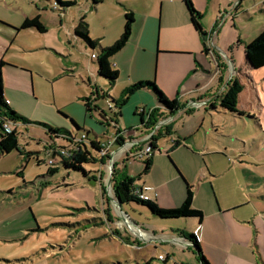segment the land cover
Instances as JSON below:
<instances>
[{
	"label": "rangeland",
	"instance_id": "rangeland-1",
	"mask_svg": "<svg viewBox=\"0 0 264 264\" xmlns=\"http://www.w3.org/2000/svg\"><path fill=\"white\" fill-rule=\"evenodd\" d=\"M164 1L151 0L154 18L158 16L159 21ZM70 2L75 5L56 10L53 0H0V61L18 69H1L2 97L9 100L7 104L16 114L29 121L28 124L16 125L19 144L29 155L17 152L0 155V264H144L149 260L152 264H164L158 259L159 255L164 259L168 256L165 264H198L195 249H180L169 244H154V249L150 244L146 245L140 240L144 233L131 221L142 228L144 226V229H150V226L158 229L161 219L150 216L135 204L120 207L116 198V184L111 181L114 169V181L123 177L132 178L133 186L137 187L178 178L164 158H157L158 154L155 166L153 163L146 176L143 174L145 158L128 164L125 160L122 162L124 153L128 152L118 151V147L113 145L109 147V156L104 159L103 165L84 166L91 172L88 177L65 169L57 161L53 166L36 164L35 156L43 162L52 159L43 153L44 147L52 145L53 141L42 125L65 128L77 135L84 133L76 132L70 120L65 118L71 114L80 120V98L88 96L94 88L96 66L91 64L95 61L91 59L92 51L73 37V26L84 17L89 26V38L99 41L100 46L106 48L116 40L114 30L121 22L122 4H128L134 10L139 22L145 15L142 0H101L95 5L96 10H91V0L89 3L86 0ZM192 2L195 10L203 14L202 27L207 32L217 21L223 25L221 41L214 43L220 52L211 47L206 56L197 55L196 65L210 75L197 72L192 80L199 81L204 87L216 78L217 66L224 64L229 68L228 60L231 58L234 59L235 69L241 67L245 44L259 36L264 25V16H256L257 9L248 11L247 8L256 4L264 10V0ZM24 16H29V19L39 17L46 33L39 34L33 29L21 31ZM158 26V40L161 35L169 43L195 42L201 47L199 37L190 32V35H185L184 27L177 19L170 18L162 26L159 22ZM230 48L234 50L232 54L229 53ZM65 74L69 77H61ZM124 79L121 75L117 81L120 83ZM145 82H156L169 95L160 78L156 81L151 76V80ZM216 82L212 83L213 87ZM257 88L263 113H258L256 104L251 102V90H247V103L253 107L252 111H247V117L255 114L262 126L260 130L255 121H248L247 117L235 123L232 119L214 114L211 119L207 117L205 120L210 136L203 134L202 138L221 151H231L227 157L230 164L223 157L205 159L212 172L210 175H220V180L212 184L215 189L223 187L229 190L231 184L237 182L233 188L241 194L245 205L238 212V218L250 223L264 258V75L257 81ZM119 92L120 87L109 96L117 97ZM102 93H107L106 88L99 91L100 99L94 103L99 111H92L93 121L99 120L102 111L111 115ZM246 97L243 96L242 100L246 101ZM61 108L59 114L58 109ZM186 120H176L174 126L180 131ZM93 124L92 132L102 144L110 143L116 136L113 128L102 135L100 127ZM212 125L216 126L215 130ZM84 128L89 131L91 126ZM92 132L88 139H94ZM161 143L167 142L162 140ZM56 144L62 146L63 142L56 141ZM167 153H170V147L165 146L161 154L165 156ZM169 157L181 174H187L192 169L188 162L191 158L185 152L178 150L170 153ZM210 159L218 162L212 165ZM53 167L58 171L49 175L48 170ZM256 217L259 220L256 221ZM130 230L139 238L136 241L138 248H132V243L127 244ZM224 258L227 264H260L257 260L231 254Z\"/></svg>",
	"mask_w": 264,
	"mask_h": 264
},
{
	"label": "crops",
	"instance_id": "crops-1",
	"mask_svg": "<svg viewBox=\"0 0 264 264\" xmlns=\"http://www.w3.org/2000/svg\"><path fill=\"white\" fill-rule=\"evenodd\" d=\"M89 1L90 0H86L87 3H89ZM96 1H98V3L101 2V0ZM190 1L193 5L192 0ZM141 6L144 9L145 15L143 20L139 22L136 19L134 10L128 4H122V13L119 15L121 22L114 30V37L117 39L123 28L122 16L124 10H131L134 13V24L132 26L129 41L123 50L111 59L113 67L118 71L117 80L121 75H123L125 79L120 83L116 80L112 87H106L104 83L99 82L96 71H94L95 86L91 89L90 94L94 91L93 89L99 88L103 90V88H106V94L109 95V93H114L120 87L118 96L113 97V99H118L120 93L131 85L149 81L151 80V76H153L156 81L158 78L161 79L162 85L172 98L171 101H176L177 107L172 114H169L168 109L158 103L152 91L141 89L131 94L122 104L119 110L120 114L114 119L111 128L115 130L116 135L120 134L122 136L121 139L123 140V143L137 141L140 144L138 148H134L130 151L128 150L129 152L126 150L128 153H124L123 162L127 156L132 158V154L145 144L143 140L148 129H150L147 122L150 120V116L154 114V111H156L154 118H156L157 122L169 118L170 122L163 126L153 139L155 149L149 158L152 165L149 172L144 176L150 173L153 168V163L155 166V157L158 154L157 158H160V160L164 158L178 178L176 179L174 177L166 182L156 181L155 183L153 182V184L150 182L148 185L143 184L142 187L133 186V188L135 190L143 189V191L149 193L152 201H154L160 208L173 210L179 208L184 202L186 186L188 185L191 187L193 193L192 206L195 210L202 213L203 218L201 223H199L197 219L192 218L164 219L158 221V229H154L153 226H150V229H144V226L142 228L139 225L134 224L132 221L131 223L135 228L140 230L141 233H144L140 240L146 245L150 244L154 249L156 248V245L154 244H169L173 247H179L180 249H192V246L184 247V243L188 242L184 238L183 234L185 233L196 237L202 255L209 264H227L224 257L228 256V254L242 256L251 261L257 260L258 263L264 264V258L259 251L260 246L258 245V237L253 234L251 225L248 221L238 218V212H240L245 205H243L242 198L240 197L241 194L238 193V195L237 190H234L233 188L237 182L231 184L230 188L228 187L229 190H226V188L223 187L215 189L212 184L213 181L220 180V175H210L212 172L205 159L207 157H223L227 161L228 153L231 151L227 149L221 151L214 145L209 144V142L205 143L202 138L203 134L207 137L210 136V132H208L205 127V120L207 117L211 119L214 114H217L232 119L234 122L238 120L243 121L244 117H247V111L253 108L247 103V90H251V102L256 104L258 113H263V110H261L262 102L259 99L260 94L259 89L257 88V81L264 75V69L257 71L251 70L244 60L243 50V60H241L242 62L240 64L241 67L235 69V63L232 61L233 58H231L228 60L229 68L224 64L217 66L218 71L214 81L209 82L208 86H200L199 81L192 80V76L197 72H202L203 75H210V73L204 71L198 64L196 65L197 55L206 56L210 51L211 47H209L207 43L208 38L213 39V46L214 48H217L214 43L215 41H221L220 38L223 32V25H220L221 22H215L209 32L204 28L207 33L206 45L208 51L207 53H203L201 37L192 28L188 12L181 0H165L162 2L159 15L160 21L158 16L154 18L151 9V0H142ZM239 6H241V2L239 3ZM90 8L91 10H96L95 8H92V6ZM253 8L257 9L254 15L264 16V10L259 9L256 4L248 7L247 10L249 11V9ZM245 13L248 14L247 12ZM170 18L180 21L184 27L185 35H190L191 33L193 36L199 37L201 47H198L195 42L169 43L166 39L161 38V35H159L158 40V23L160 22V26H162L163 23ZM25 19H29V16H24L23 20ZM77 23L73 26V30ZM261 31H264V25L261 28ZM98 50L97 47L92 51L91 59H96ZM217 51L220 52L218 48ZM233 51L234 50L232 49L229 53L232 54ZM123 53L125 55L120 57ZM91 64H95V61H92ZM4 67H8L12 71H18L16 67H10L7 65ZM213 70L215 71L214 67ZM61 77L69 76L65 74ZM215 80H217V82L215 87H213L212 83L215 82ZM234 81L242 86L241 92L237 95L236 100V109L243 113L242 116L228 112L220 107L221 98L228 92L229 87ZM184 82L187 83L184 84ZM153 84L161 90L164 96L169 100V95L160 89L158 85H156V82H153ZM194 85L197 86L194 87ZM23 94L27 96L26 93L23 92ZM243 96H247L246 101L242 100ZM5 101L8 103L9 100ZM80 104V120H77L71 114H69L71 118L68 117L65 118V120H70V123L73 121L75 125L81 128L88 125L94 129L92 123H89L88 121L81 100ZM199 106L202 107V109ZM141 110H143L144 114L141 113ZM60 111H62V108L58 109V112ZM195 114H197L196 118ZM255 116L256 115L254 114L253 117H247V119L248 121H255L254 123L256 124V127L260 130L262 126ZM72 118L76 122L72 120ZM183 118L188 120L184 121L179 131V128L174 126V123L176 120ZM211 128H214L215 130L216 126L212 125ZM162 140H165L167 143H161ZM175 142L179 143V146L173 148ZM164 145L168 148L170 147V153L179 150L185 152V154L191 158L188 159V162L190 163V166H192V169L188 171L187 174L182 171V174L179 172L169 157L170 153H167L165 156L161 154V149L165 148ZM113 146L116 145L114 144ZM38 159H40V157H38ZM134 160L136 159H131L129 162ZM129 162H127V164ZM210 162L212 165H215L218 160L214 161L213 159H210ZM228 164H230V162ZM139 181L140 180L138 179L137 182ZM256 218V221L259 220V217ZM127 234V244L132 243V248H138L139 245L136 241L139 238H136L135 233L131 230ZM180 239H183V241L181 242ZM168 259V256H166L163 263L165 264ZM146 262L147 261H145L144 264ZM182 264L187 263L183 262Z\"/></svg>",
	"mask_w": 264,
	"mask_h": 264
},
{
	"label": "trees",
	"instance_id": "trees-1",
	"mask_svg": "<svg viewBox=\"0 0 264 264\" xmlns=\"http://www.w3.org/2000/svg\"><path fill=\"white\" fill-rule=\"evenodd\" d=\"M92 1V8L98 3L96 0ZM186 11L189 15V20L192 28L197 32L202 41V51L207 53L206 37L207 33L202 27L203 14L195 10L190 0H181ZM56 10L68 9L75 5V3L70 2V0L61 1L53 0ZM123 28L120 36L113 42V44L106 48H101L98 41H93L88 36V26L84 20V17L80 18L77 25L74 27L73 36L80 40L84 46L90 50L94 51L98 47V54L95 59L96 74L100 82L104 83L106 87H112L118 78V71L113 67L111 59L118 54L129 41L132 26L134 24V13L125 9L122 16ZM34 29L40 34L46 33L45 27L39 20V17L33 19H25L22 23L20 30ZM232 48L229 49L231 51ZM244 60L251 70L257 71L264 69V31L259 34L254 40L245 44L244 47ZM4 62L0 61V155H7L12 152H17L19 155L29 153H24L21 145L19 144L16 125L17 123L28 124L25 118L16 114L6 103L2 97V77L1 69L4 67ZM150 90L154 94L156 100L161 106L168 109L169 114H172L176 110V101H169L164 94L150 82H139L126 89H124L118 99H113L109 95L102 93L104 99L107 103L108 110L110 111V116L106 115L104 111L100 112L99 120L93 121L92 111H99V108L94 105L95 101L99 100V91L102 89H94V91L88 96L81 98V102L84 107V111L87 114L88 119L92 120L93 125H98L101 130V134L104 135L111 129L112 123L115 118L119 116V110L122 104L137 90ZM241 92V86L234 81L229 87L228 92L221 98L220 107L227 110L228 112L243 115L236 109L237 95ZM60 114V112H58ZM156 114V111H154ZM150 116V120L147 122L148 126H153L157 121L155 115ZM76 132L83 131L84 133L77 135L76 133H71L65 128L50 127L48 125H42L48 136L52 139V145H46L44 147L43 153L48 158H52V165L47 162H43L38 157H35L36 164H47L49 166L55 165V161L61 164L67 170H73L75 172H80L84 177L90 175V171L85 170L84 166L93 165L96 163L104 164V159L108 158L109 152L102 156L104 150L103 144L98 140V136L90 130H84L85 128L78 127L71 122ZM93 133L94 139H88V135ZM56 141L63 142L60 146L56 144ZM154 141V140H153ZM123 144V140L119 138L115 145L117 147ZM179 146V143L175 142L173 148ZM154 148V144H153ZM155 149V148H154ZM38 154V153H37ZM131 159H136L134 157L125 159V163L129 162ZM151 160H146L144 163L143 174H147L151 168ZM58 171V168H50L48 170L49 175H52ZM116 169H114L111 174V181L116 184V198L119 201L120 207L123 204H135L136 206L143 208L150 216H154L158 219L171 220V219H197L201 223L203 215L200 211L195 210L192 206L193 193L191 187L186 186V196L182 205L173 210H165L160 208L154 201H144L139 198V194L133 188L134 180L132 178L123 177L119 181H114L113 178L116 176ZM143 192V189H138ZM186 241L192 244V249H195V255L197 257L199 264H209L204 256L202 255L199 244L196 237L191 234H183ZM190 249V248H186ZM165 261V260H164ZM145 264H152V260L147 261Z\"/></svg>",
	"mask_w": 264,
	"mask_h": 264
},
{
	"label": "built area",
	"instance_id": "built-area-1",
	"mask_svg": "<svg viewBox=\"0 0 264 264\" xmlns=\"http://www.w3.org/2000/svg\"><path fill=\"white\" fill-rule=\"evenodd\" d=\"M207 43H208V45H209V47H214L213 46V39H210V38H208L207 39ZM141 113L142 114H144V112H143V110H141ZM170 122V120H169V118L167 119H163V120H161V121H158V122H156L152 127H150V129H148V131H147V134H146V136H145V138H144V140H143V142L145 143L139 150H137L136 152H134L133 154H132V157H134V158H136V159H146V160H148L149 158H150V156L153 154V152H154V148H153V144H154V142H153V139H154V137H155V135L158 133V131L163 127V126H165V125H167L168 123ZM119 138H122V136L121 135H114V137H113V139L111 140V142L110 143H108V144H103V148H104V150H103V152H102V156L103 155H105L106 153H108L109 152V147L111 146V145H114L115 144V142L119 139ZM139 143L137 142V141H129V142H127V143H123L121 146H119L118 147V151H122L123 150V152H126V150L128 151H130V150H132V149H134V148H138L139 147ZM126 146H127V148H126ZM128 151V152H129ZM48 164L49 165H52V161H48ZM136 193H138L139 194V198L141 199V200H144V201H149V200H152L151 199V195L149 194V193H147V192H145V191H143V192H141V191H139L138 189L136 190ZM180 241L182 242L183 241V239L181 240L180 239ZM185 242V241H184ZM186 244V245H185ZM188 247V246H191L190 245V243H184V247ZM160 261H164L165 259L162 257V256H159V258H158Z\"/></svg>",
	"mask_w": 264,
	"mask_h": 264
},
{
	"label": "water",
	"instance_id": "water-1",
	"mask_svg": "<svg viewBox=\"0 0 264 264\" xmlns=\"http://www.w3.org/2000/svg\"><path fill=\"white\" fill-rule=\"evenodd\" d=\"M191 246H192V244H191Z\"/></svg>",
	"mask_w": 264,
	"mask_h": 264
}]
</instances>
